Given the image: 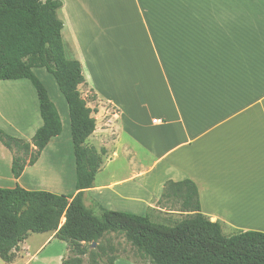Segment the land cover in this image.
<instances>
[{
    "label": "crops",
    "instance_id": "obj_1",
    "mask_svg": "<svg viewBox=\"0 0 264 264\" xmlns=\"http://www.w3.org/2000/svg\"><path fill=\"white\" fill-rule=\"evenodd\" d=\"M61 1L66 57L81 62L89 90L112 108L109 116L93 114L96 130L87 143L105 154L93 188L84 194L85 205L94 194L107 210L142 216L163 212L159 201L166 183L191 180L211 221L264 232V0H126L120 12L100 0ZM102 5L110 6L106 33L124 28L134 38L142 34L141 67L104 66L115 46L111 41L109 52L99 51L94 43L102 28ZM133 44L129 50L136 54ZM39 69L47 71L36 68V75ZM132 70H139L138 76ZM23 81L28 80L0 82V129L32 141L43 120L37 92ZM67 109L64 119L59 111L62 131L65 122L71 128ZM61 134L18 179L13 154L0 142V188L76 195L77 172L73 177L72 170L74 188L68 180L74 145L72 156L71 141L65 143ZM47 155L52 163L40 171ZM121 160L127 169L117 177L109 169ZM31 235L10 263L0 257V264H63L69 249L55 232Z\"/></svg>",
    "mask_w": 264,
    "mask_h": 264
},
{
    "label": "trees",
    "instance_id": "obj_2",
    "mask_svg": "<svg viewBox=\"0 0 264 264\" xmlns=\"http://www.w3.org/2000/svg\"><path fill=\"white\" fill-rule=\"evenodd\" d=\"M62 6L61 0H0V82L30 81L43 120L31 142L0 129V142L13 154V175L20 178L36 164L51 139L62 133L58 108L34 73L36 68H45L68 103L78 192L57 195L21 186L0 188V257L10 263L31 233L55 232L68 245L63 264H115L116 247L103 244L105 236L113 233L123 235L149 264H264V232L226 234L221 222L202 213L198 187L191 180L165 185L159 203L180 204L178 212L184 216L172 224L102 206L97 215L85 205L84 194L94 186L105 150L99 152L87 143L96 130L95 110L80 90L87 83L81 62L66 57L64 24L58 18Z\"/></svg>",
    "mask_w": 264,
    "mask_h": 264
},
{
    "label": "rangeland",
    "instance_id": "obj_3",
    "mask_svg": "<svg viewBox=\"0 0 264 264\" xmlns=\"http://www.w3.org/2000/svg\"><path fill=\"white\" fill-rule=\"evenodd\" d=\"M103 4L109 5L112 7H114L117 11L120 12V9L122 7L125 8L126 6V0H100ZM114 2H116V6H113ZM110 6H100L99 8V15L98 18L101 22L102 28L98 30V39L94 41L95 45L97 46L98 50H104V51H108L109 52V42L114 41V46H115V51L111 54L106 55L107 57V65H104L105 67H107L108 69L110 68H118L121 66L122 63H126L129 68L131 69H137L139 67H141L142 65V54L145 51L144 50V46L142 45L144 39L142 38V34L140 32L137 33V36L134 38L132 37V33H130L127 29H117V31H113L114 34L111 33H106L105 32V19L110 16V14L108 13ZM125 20V19H124ZM131 43H136L133 45H136L137 47V51L136 54L133 50H129V46L128 44ZM113 56V57H112ZM138 56V57H137ZM67 57L70 58V56L67 54ZM71 59V58H70ZM139 59V60H138ZM117 62H114V61ZM120 65H119V64ZM139 70H132V72H134L137 75V72ZM37 75L38 77L43 81V83L47 86L50 96L51 98L55 99V103L60 107L59 111L61 113V115H63V119L64 117L68 114V106L67 103L63 97V95L61 94L58 85L54 79V77L48 72L45 71L44 69H39L37 70ZM138 76V75H137ZM137 76H134V80L137 81ZM25 83V85L30 86L33 90V92L35 93V89L33 88V86L31 85L30 82L28 81H23ZM88 83H86L85 85H83L82 87V95L84 98H86L89 101V104H92L93 106V110H95L94 114L97 112L102 111L104 113V116H109L112 114V108L110 107L109 104L107 103H103L102 101H100L98 99V95L94 92V90H89ZM97 96V99L94 100L93 96ZM108 114V115H107ZM123 124V123H122ZM61 138L65 141V143L71 141L70 146H71V152H72V156H73V143H72V139H71V128H70V123L69 122H65L64 123V128L61 134ZM123 138L125 140H128L130 138V135L128 134V132H125L123 134ZM31 142V141H30ZM67 148V146H65V149ZM70 152V147H69V151ZM140 152H142V150H140ZM67 153L65 152V161L67 159ZM70 154V153H69ZM71 157V154L68 155V157ZM53 157H56L55 155ZM71 161L73 162V165L71 163L70 165V173H71V177H68V180L70 181L69 186L71 188L75 187V180L72 181V178L74 177V174L76 175V163H75V157H71ZM47 160L49 162L52 163L51 157H49V155H47L44 159V162L42 163V166L39 168V170L41 171V169L44 167V165H46ZM150 161L152 162L153 160L150 159ZM70 164V162L68 163ZM67 164V165H68ZM127 169V163L124 160H121L119 162H117L116 164L113 165L112 169H109V172H113L115 173V175H117V177H123V175H125V171ZM72 170H73V177H72ZM113 170V171H112ZM39 171V173H40ZM107 173V172H106ZM106 173L102 174L99 178H103L106 176ZM111 175V174H110ZM40 176V175H39ZM57 178V177H56ZM41 179V178H40ZM43 181H45V179H42ZM55 179H51L50 181H54ZM87 201L88 204H86L88 207H90L91 209H93L95 211V213L97 215H100V208L99 206H101L97 200V198L94 196V194H89L88 198L85 199V202ZM163 201V200H162ZM157 204V202L155 203ZM127 205V204H126ZM119 207L120 208H126L125 206L122 205V203H119ZM160 207L162 208V211H157V210H150V212H147L146 215H151L152 219L158 223H164V224H172L174 222L179 221L180 219H182L184 216L183 215H177L174 214L173 212H178V210H180V204L171 202V201H167L164 200L163 204L160 205ZM174 210V211H173ZM121 211H126V210H121ZM145 215V216H146ZM224 231L226 234H231L233 233L235 230L232 229H228L224 226ZM32 238H38L39 235L35 234V235H31ZM103 244L107 245V246H115L116 247V255L119 257L117 259L118 264H149L148 260H144L140 257V255L137 253V251L134 249H132L131 245L127 242L126 238L123 235H117V234H109L105 236V239L103 240ZM89 257H86V260L89 261Z\"/></svg>",
    "mask_w": 264,
    "mask_h": 264
},
{
    "label": "bare ground",
    "instance_id": "obj_4",
    "mask_svg": "<svg viewBox=\"0 0 264 264\" xmlns=\"http://www.w3.org/2000/svg\"><path fill=\"white\" fill-rule=\"evenodd\" d=\"M47 161H48V160H47ZM48 166H49V163H48ZM48 166H46V168H47ZM46 168H45V169H46ZM45 175H47V176H49V177H50V176H51V173H50V175H48V174H45ZM57 176H58V175H57ZM57 176H56V177H57ZM49 177H48V178H46V179H49Z\"/></svg>",
    "mask_w": 264,
    "mask_h": 264
},
{
    "label": "water",
    "instance_id": "obj_5",
    "mask_svg": "<svg viewBox=\"0 0 264 264\" xmlns=\"http://www.w3.org/2000/svg\"><path fill=\"white\" fill-rule=\"evenodd\" d=\"M96 246H97V244L96 243H93L92 247L95 248Z\"/></svg>",
    "mask_w": 264,
    "mask_h": 264
}]
</instances>
